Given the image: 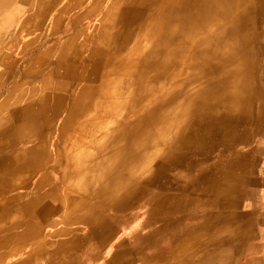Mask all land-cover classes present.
<instances>
[{
  "label": "bare ground",
  "instance_id": "6f19581e",
  "mask_svg": "<svg viewBox=\"0 0 264 264\" xmlns=\"http://www.w3.org/2000/svg\"><path fill=\"white\" fill-rule=\"evenodd\" d=\"M105 1L107 2L95 0L88 12L100 11ZM82 2L83 0H23V6L14 8L15 5L11 6L12 0H0V44L6 35L21 36L26 33L28 37L31 36L19 44L18 52L16 45L12 47L14 41H18L16 37L0 49V163L3 161V154L10 153L15 145H21L25 137L32 141L39 135L40 126L36 123L37 117L30 112V100L25 102L23 92L27 81H18L39 72L43 60L54 59V52L58 50L56 43L47 39L54 35L53 32L48 34V31L45 38L36 35L41 30L39 26L54 16L53 31L64 32L67 18H70L69 13L79 9ZM5 9H8L7 13L2 15ZM123 9V16H128L132 9L144 10L147 19L142 20L137 27L128 29L124 38H137L148 26L156 30L159 27L158 41L161 40L159 43L165 44L168 50L184 40L193 41L194 45L209 46L204 49L213 53L209 68L212 74L215 75L224 66L215 79L213 75L203 81L205 89L196 92L198 89L194 88L189 92L192 101L190 113L174 129L172 136L163 140L162 146L158 145L159 148L155 146L157 137L154 135L134 134L138 128L148 127V117L135 119L129 113L124 114L121 118L123 120L114 116L106 119L108 126L105 133L94 136L88 146L84 142H76L78 133L74 126L80 114L89 109L88 101L92 94L98 90L101 94L108 83V74L96 70L99 66L103 69L106 66L100 57L105 48L103 43L119 38V34H122L114 25ZM14 12L13 17H7ZM75 18L78 20L81 16ZM101 20H111L112 25L105 26L101 21L93 35L94 42H90L89 55L82 54V43L74 51L76 56L72 65L75 68L78 60L83 57L86 68H93L96 72L93 76L88 74L85 77L87 80L82 93L70 103L68 115L61 122L60 132L64 137L58 138L55 145L56 162L49 164L47 172L38 179H33L34 175H28L29 172L36 174L47 166L45 160L50 153L46 150L47 139L43 134L40 137L41 147H31L28 151L17 153L15 156H21V159L9 157L4 169L0 171V180L5 182L6 187H21V191L14 196L16 201L36 191L20 205L12 204L14 202L9 199L10 205L0 207V264L6 257L7 264H37L44 258L56 260L62 256L72 261L84 260L95 242L104 239L113 230L116 216L141 199L148 184L158 182L175 168L184 170L187 177L194 175L190 173L191 170L200 167H207L208 170L222 166L244 167V163L247 165L246 161H249L246 158L250 155L248 152L234 153L227 159L221 158L236 145L249 142L253 131L264 129V91L258 87V66L262 52L264 54V0H113ZM17 24L19 28L12 29ZM148 36L147 34L146 39ZM45 40L48 42L35 51L37 45ZM62 46L59 53H62L61 59L64 60L71 53V48L65 43ZM31 50L35 51L31 58L36 57L22 66L21 74L15 75L20 57L26 58V52ZM202 51L203 49L199 50L197 56H201ZM37 57H41V65ZM193 57L195 58L194 54ZM53 61L60 64L58 60ZM198 67L201 66H197V69ZM47 78L44 80L49 85L51 81ZM71 78L70 75L66 76L67 83ZM208 89H216L215 95L210 97ZM30 91L35 93L36 87L33 86ZM182 91V85H179L176 97H181ZM31 96L30 93V98ZM200 99L208 101L203 103ZM109 100L111 103V97ZM43 151L46 154L44 153L42 160L38 152ZM21 160L24 165L20 163ZM116 166L119 169H137L141 175L129 176L124 171H119L117 177H114ZM63 167L66 169L57 184L52 189H47L46 186L58 178ZM19 171L23 174L16 177ZM204 173H200L201 178H204ZM6 190L8 188L4 191ZM106 208L112 211L106 213ZM45 217L49 220L34 223ZM46 224L51 225L52 231L45 234L42 229ZM58 225L62 226L58 228ZM20 230L14 243V233ZM50 236L55 239H50ZM31 241L33 247L23 256L19 250Z\"/></svg>",
  "mask_w": 264,
  "mask_h": 264
},
{
  "label": "rangeland",
  "instance_id": "374dc122",
  "mask_svg": "<svg viewBox=\"0 0 264 264\" xmlns=\"http://www.w3.org/2000/svg\"><path fill=\"white\" fill-rule=\"evenodd\" d=\"M22 1L23 0H12L11 6L15 5L14 8H20L21 6H23ZM94 1L95 0H83L82 5L79 9H74L69 13L70 18H67L68 20L66 22V30L64 32L55 33L53 31V28H55L53 20L54 16H52V18L46 20L39 26L41 27V30L40 32H37L36 35L41 36V38H45L47 37L48 31V34L53 32L54 35L47 37V39L49 40V42L56 43V47L58 48V50L56 53L54 52V59H50L49 61L43 60V64L40 61L41 57H37V59H39L38 62L40 63V65L42 64L39 72H35L32 75L26 76L25 78H20L18 80L27 81L26 88L24 89L23 93L25 102L27 101V99L30 100V112L33 114V116L37 117L35 118V120L36 123L40 126L39 135H37L32 141L28 140L29 137H25L24 140L21 141L23 142L21 145H15L12 150L10 149V153L5 154L2 150V153L4 154L2 156L3 161L2 163H0V171L4 169L9 157L21 159V156L15 155L17 153L19 154L23 150L28 151V148L31 147L36 149L41 147L42 138L40 137L44 134V137H46L47 139V143L45 142V147L46 150L50 153V155L47 156L48 158H46L45 160V165L47 166L45 168H41V170L36 174H32V172H29L28 175H34L33 179H38L47 172L48 165L54 164L57 159L55 145L58 142V138L62 136L64 137V134H61L60 132V128L62 127L61 122L63 123L68 115L70 103L75 101V99H77L82 93V88L87 80L85 77L88 76V74L90 76H93L96 71H99V73L108 74V83L106 84L103 91H101V94L99 90V92L96 91V93L92 94V97L88 101L89 109H86V111L80 114L74 126L78 133L76 142H84L86 143V146H88L90 142H92L94 136L100 133H105L106 127L108 126L106 124L108 122L106 121V119L108 120L109 118H111V116L121 119L123 118L125 113H129L130 117L132 116L135 119L142 120L148 117V127H140L134 131V134L139 133L138 135H141L148 133V136L154 135V137H157V140H155V146L158 148L162 146L161 143L163 140L172 136L174 129L177 128L181 121H183V118L190 113L192 101L190 99L189 92L194 88L198 89L196 92L205 89L203 81L214 75L209 70L213 53L211 51H208V49H204L205 46L209 47L207 45H194L193 41L188 42V40H184L179 45L175 46V48H170V50H168L165 44L159 43V41L161 42V40L158 41L159 38L157 34H159L160 31L159 27L156 30L154 29V27L150 26H148V29L144 28L140 33L141 36L137 38H124V34L128 29L137 27L143 21L147 20L144 10L141 9H139L140 12L137 9H135L134 11L132 9L128 13V16H123V12L125 10L123 9L119 14L120 16H118L117 20L115 21L116 25H114V27L117 28L118 32H122V34H119V38L115 37L116 39L114 38L112 39V41H105L103 43V46L105 48L102 49L100 57L102 59L101 62L106 65L104 69L101 66H99L96 71L93 68H86V63L83 57L78 60L77 66L75 68V66L72 65V61L76 56V53H74L75 49L82 43V45L84 46L82 54L84 56H88L91 48L90 42H94L95 38H93V35L95 34L96 28L100 26L101 21L102 23L104 22L105 26L112 25L111 20L105 21L101 20V18L108 12L113 0H107V2L105 1L106 3L103 4L100 11H96L95 13L88 12V8ZM11 6L9 8H11ZM32 7L33 6H31L30 9H32ZM7 10L5 9L2 15H5L7 13ZM15 13L16 12L10 14V16L7 17H13ZM78 15H80L81 18L77 20L75 17H77ZM127 18L129 19L125 21V19ZM13 28L17 30L19 28V25L17 24V26L15 25L14 27H12V29ZM37 29L35 30V32L37 31ZM147 34L149 35L148 38L150 37L149 39H146ZM15 37L18 40L17 42L16 40H13ZM30 37L31 36L28 37L26 33L22 34L21 36L19 34L17 36L16 34H11L9 37L6 35L4 37L5 40H3L4 44H2L3 42L0 44V49L2 48V46L8 44L12 40L14 41L12 47L16 45V51L18 52L20 50L19 44L21 45L22 41L24 42ZM47 42L48 41L45 40L44 42L38 44L35 51H38ZM63 43L67 44L71 48V53L67 55L64 60L61 59L62 53H59V51L63 47ZM138 49L139 51H141L139 52ZM202 49V55L197 56V52H199V50L201 51ZM35 51L31 50L28 53L26 52V58L20 57L21 61L20 63H18V68L15 70V75L21 74L22 66L30 63L32 59L36 57L33 56L31 58L32 54L34 55ZM193 54L195 58L193 57ZM261 57L262 58L260 59L258 66V87L264 91L263 52L261 54ZM53 60L60 61V64L58 65L56 61ZM197 66L201 67H198L197 69ZM125 69L127 72L125 71ZM221 69L223 70L224 66H222ZM222 70L216 71L214 79L216 78V75L219 76ZM198 73L201 74L198 75ZM69 75L72 78L68 80L67 83L66 76ZM46 77H48V81H51L49 85L44 80ZM57 82L58 85L56 86ZM179 85H182L183 93L181 94V97H176V89ZM33 86L36 87L35 93L30 91ZM124 86L126 87L124 88ZM105 91L106 93H108L106 94ZM207 92L211 97L215 95L216 89H208ZM30 93L32 95L31 98ZM107 97H111V103L109 98ZM1 98L2 97L0 95V99ZM105 99H108L109 101ZM200 101L204 103L208 100L200 99ZM107 102L109 104H106ZM104 105H106L107 107H105ZM129 115H127V117ZM260 130L253 131L249 142H243L241 145H236L226 153V156H223L221 159H227L234 153H250V155L246 157L249 159V161H246L247 165L246 163H244V167L242 166V168H246V166H248L247 168L249 169L245 170V172H241V174H238V171L233 172L234 174L236 173L235 175H238V177L242 175V179L246 178V181L248 183L247 190L246 188H239L238 186H236V193L234 191H232V193L234 195H238L239 192L245 191L248 196L246 195V197L242 200L248 204H256V209H258L255 214L253 213V217L250 220V222L252 221L253 225L249 226V232H247L246 230L242 231L243 238L246 235L249 244L252 245V250L249 254H245L244 257L251 256L261 257L262 259H264V249L261 252H257L256 247H254L255 244H259L260 247V245L264 243V129L261 131ZM159 144L160 146H158ZM155 146L153 148H155ZM38 153L40 154V159L43 160L46 152L43 151ZM35 157H37V155ZM107 159L109 160V158ZM20 163L24 165L22 160L20 161ZM117 167L118 166H116L115 168L114 177H117L119 171H124L125 175L129 176L141 175V172L137 171V169H128L126 167H124L126 169H119ZM65 169L66 167L62 168V170L58 173V178L55 179L52 184H48L46 186L47 189H52L57 184V181L59 180V178H61ZM180 171L181 168H175L172 171L168 172L166 174V177H161L158 182L148 184V188L142 195L141 199L138 200L133 206L127 208L126 210L121 212V214H118V216H116L117 218L115 220L113 230L107 237L95 242L91 252L87 254V257L84 260H86L87 258L89 260L95 259L98 256V249L100 247H102L103 245L107 246L116 244L120 236L121 240H123L124 238L127 239L128 234H131L130 229H134L135 227H137V231L144 232L145 230H148V224L150 228H156L155 222H152V224H150L151 222H148V218L151 216V212L154 206L161 202L165 195H172L173 191H175L174 195L177 194V197L178 193H182L184 190H186V192L189 190L192 192L193 189L198 192L200 191L202 195V197L200 198L201 200H197L195 201V203L188 204L187 207L194 209L192 211V214L197 213L196 219L203 226L207 211L210 210L211 212L213 209L211 205L212 200L210 199L211 192L213 191L211 189V184L209 183V181L204 180L203 182L201 181L202 184L196 185L190 183L192 181H189L188 179L183 180L182 182L177 184L173 181L175 176L185 175L184 172ZM22 174L23 173L19 171L16 174V177H20ZM148 174H150V171H148ZM172 182H174L173 184H177L179 186H169ZM6 188H8V190L4 191ZM20 191L21 187H6L5 182L0 180V207H3V205H10L11 203L9 202V199L14 202L12 204L20 205L21 202H24L32 197V193L36 192L32 191L31 194L24 195L20 198L19 201H16V199H14V196ZM242 195L244 197V193H242ZM190 197L191 194L187 192L185 194V199H188ZM243 205L244 203L242 204V206ZM181 206L185 205H183L182 203ZM111 211L112 210L110 208H106V213ZM172 212L174 213H171V211L168 213L165 212V218L175 219L178 227H191L192 225L193 227H195L198 223V221L194 217L188 219L180 218V214L176 213V210ZM48 220L49 219L47 217H45V219L39 218L34 223L39 224V222L43 223ZM191 221L193 222V224H191ZM61 226L62 225H58V228H60ZM51 228V225L46 224L42 231H44V233L46 234L52 231ZM20 233L21 230L17 231V233H14V243L16 242L17 237ZM50 239H55V237L52 238L50 236ZM32 243V241L27 243L26 246L19 250V253L21 252L23 256L27 255V252L31 249V247H33L31 246ZM6 258L3 260L2 264H7V262H5ZM84 260L72 261L71 259H67L66 257L64 258V256H62L56 260L44 258L37 264H81L84 262Z\"/></svg>",
  "mask_w": 264,
  "mask_h": 264
},
{
  "label": "crops",
  "instance_id": "0c3cea01",
  "mask_svg": "<svg viewBox=\"0 0 264 264\" xmlns=\"http://www.w3.org/2000/svg\"><path fill=\"white\" fill-rule=\"evenodd\" d=\"M247 169L249 168L222 166L208 170L207 167H200L190 171L193 176H175L173 181L177 184L188 179L196 185L206 180L213 186L210 195L213 209L211 212L207 211L203 226L196 219L197 213L192 214L194 209L187 207L188 204L201 200L200 191H187L191 194L188 199H185L186 190L178 193V197L173 191L172 195L164 196L162 201L154 206L148 218L150 224L155 222L156 228H150L148 224V230L144 232L137 231V227L130 229L131 234H128L127 239L121 240L120 236L116 244L103 245L98 249L95 259L87 258L81 264H264L261 257H244L250 253L252 245L246 235L243 238L242 231L249 232V226L253 225L250 220L258 210L256 204H248L242 200L248 196L245 191L239 192L238 195L232 193L237 191L238 185L239 188L247 190L246 178L242 179V175L238 177L233 173L238 171V174H241ZM180 172L184 170L181 169ZM200 173L205 174L204 178H201ZM174 182L169 186L177 185L173 184ZM242 193L245 194L244 197ZM182 203L185 206H181ZM175 210L180 214V218L194 217L198 221L197 225L181 228L175 219L165 218V212L174 213L172 211ZM254 247L257 252H261L264 243L260 247L255 244Z\"/></svg>",
  "mask_w": 264,
  "mask_h": 264
}]
</instances>
